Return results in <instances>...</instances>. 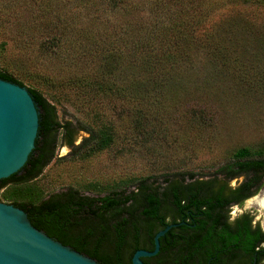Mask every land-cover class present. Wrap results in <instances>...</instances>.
<instances>
[{
    "label": "trees",
    "instance_id": "obj_1",
    "mask_svg": "<svg viewBox=\"0 0 264 264\" xmlns=\"http://www.w3.org/2000/svg\"><path fill=\"white\" fill-rule=\"evenodd\" d=\"M240 5L252 18L229 15ZM63 9L65 17L42 12L32 25V31L51 36L43 50L59 52L71 44L75 69L59 85L66 82L67 89L83 94L85 105L95 101L107 105L121 98L147 107L131 112L132 124L150 137L155 130H144L145 125L161 116L160 111L189 82L185 77L190 75L182 69L191 50L223 69L241 67L243 56L264 51V34L254 30L250 20L264 15V0H76ZM88 19L94 34L86 31ZM78 22L83 25L75 29ZM80 28L89 36L75 32ZM68 37L86 38L74 44ZM94 37L115 38L103 43ZM259 67L258 62L251 63L244 70L263 73ZM0 79L25 87L39 109L35 148L22 173L0 181V202L26 212L33 227L99 264H132L137 250L154 249L157 232L188 218L194 229L184 224L171 228L159 239L158 254L142 259L145 264H215L225 256L264 264V232L259 224L252 228L246 214L233 226L226 221L231 206L242 205L264 189V144L237 149L230 161L209 175L168 173L98 194L73 187L46 193L38 180L56 159L59 146L70 150L68 159L86 160L114 144V129L107 123L92 126L60 119V100L49 93L47 97L42 89L45 80L29 70L27 77L0 67ZM148 111L155 113L153 118ZM191 115L206 124L202 107L194 108ZM82 133L85 136L78 143ZM238 179L242 181L231 187L230 182Z\"/></svg>",
    "mask_w": 264,
    "mask_h": 264
},
{
    "label": "rangeland",
    "instance_id": "obj_2",
    "mask_svg": "<svg viewBox=\"0 0 264 264\" xmlns=\"http://www.w3.org/2000/svg\"><path fill=\"white\" fill-rule=\"evenodd\" d=\"M67 2L76 0H0V67L27 77L28 70L30 75H40L46 82V88H42L45 95L49 93L60 100L57 107L60 119L81 120L92 126L107 123L116 136L109 149L82 161L68 159L70 150L59 146L56 159L38 180V185L46 193L73 187L88 194H98L110 188L129 187L131 181L137 179L168 173L209 175L230 161L237 149L264 144V70L263 73L244 70L245 66L251 67V63L257 62L259 68L264 69V51L243 56L246 61L241 63L238 60L243 65L241 67L223 69L210 58L191 50L189 63L182 69L190 75L185 77L189 82L180 89L176 99L160 111L163 116L156 118L155 113L148 111L152 113L148 114L149 118L155 119L145 125L144 130H155L150 137V134L134 129L132 124L131 112L135 108L147 107L121 98L111 99L107 105L96 101L85 105L83 94L77 95L75 88L67 89L66 82L62 83L64 86L59 85L75 69V55L69 53L71 44L62 46L59 52L43 50L42 44L51 36L32 31V25L41 19L42 12L48 16L65 17L67 12L63 7ZM243 8L237 6L229 15L252 18V13ZM72 11L75 12L74 8ZM250 20L254 30L264 34V15L258 14L257 18ZM83 24L78 22L74 27L77 29ZM85 27L87 33L94 34L89 19ZM82 28L75 32L89 36L81 32ZM85 38L68 37L74 44ZM94 38L110 43L115 37ZM194 79L195 82H191ZM62 86L65 88H60ZM198 106L206 114V124L192 119L191 111ZM99 112H103V116ZM84 136L82 133L78 143ZM241 181L233 180L230 184L235 187ZM263 194L264 190L254 198ZM249 202L233 207L231 212L234 215L244 212L254 215L264 229V210L249 206Z\"/></svg>",
    "mask_w": 264,
    "mask_h": 264
},
{
    "label": "water",
    "instance_id": "obj_3",
    "mask_svg": "<svg viewBox=\"0 0 264 264\" xmlns=\"http://www.w3.org/2000/svg\"><path fill=\"white\" fill-rule=\"evenodd\" d=\"M39 109L25 87L0 79V181L20 175L35 148ZM184 223L156 233L154 249L137 250L132 264H145L160 250L159 239ZM0 264H99L32 226L26 212L0 202Z\"/></svg>",
    "mask_w": 264,
    "mask_h": 264
},
{
    "label": "flooded vegetation",
    "instance_id": "obj_4",
    "mask_svg": "<svg viewBox=\"0 0 264 264\" xmlns=\"http://www.w3.org/2000/svg\"><path fill=\"white\" fill-rule=\"evenodd\" d=\"M231 183V182H230ZM230 186H231V184H230ZM232 187V186H231ZM264 190V189H263ZM260 192H262V190L260 191ZM260 192L258 193V194H260ZM257 194V195H258ZM257 195H255V196H252V197H250V198H248V199H246V200H244V202L243 203H245V202H247V201H249L250 199H252V198H254V197H256ZM242 203V204H243ZM241 206V205H240ZM233 207H239V205H233V206H231L230 207V209H229V211H228V214H227V223L231 226H233V224L236 222V220H238L239 219V217H241V216H243V215H248L247 217H249L251 220H250V225H251V227L252 228H255L256 226H257V224H259L257 221H256V218H255V216L254 215H252V214H249V213H246V212H244V213H239V214H237V215H234L232 212H231V210H232V208ZM188 218H186V220H185V222H183L184 223V225H187L188 226V229L189 230H191V229H194V227H195V225L193 224H190L189 222H188ZM258 220V219H257ZM178 221H180V219H176V222H178ZM182 223V222H181ZM240 223V222H239ZM172 224H179V223H172ZM260 226V225H259ZM260 228H261V231L262 232H264V229L260 226ZM207 264H211V261H209ZM215 264H260V263H257V261H256V259H253V261L252 262H250L249 261V258H247V257H239V258H237V257H235V258H233L232 260H229V258L227 257V256H225V257H222L221 259H220V261L219 262H217V263H215Z\"/></svg>",
    "mask_w": 264,
    "mask_h": 264
},
{
    "label": "bare ground",
    "instance_id": "obj_5",
    "mask_svg": "<svg viewBox=\"0 0 264 264\" xmlns=\"http://www.w3.org/2000/svg\"><path fill=\"white\" fill-rule=\"evenodd\" d=\"M249 206H258L259 208L264 210V194L260 197L254 198L252 200H249Z\"/></svg>",
    "mask_w": 264,
    "mask_h": 264
}]
</instances>
